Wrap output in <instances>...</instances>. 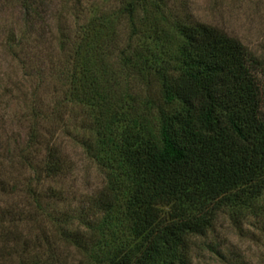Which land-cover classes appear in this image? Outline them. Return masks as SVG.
Masks as SVG:
<instances>
[{
    "label": "trees",
    "instance_id": "trees-1",
    "mask_svg": "<svg viewBox=\"0 0 264 264\" xmlns=\"http://www.w3.org/2000/svg\"><path fill=\"white\" fill-rule=\"evenodd\" d=\"M72 1L81 8L82 0ZM134 3L129 0L123 10L131 23ZM109 21L100 14L88 20L69 48V39L61 38L67 39L61 48L71 62L64 99L69 114L81 111L79 128L92 140H83V147L106 180L78 218L94 234L91 263L195 264V239L206 238L221 214H264V96L258 63L239 39L209 24L172 20L168 32L176 41L170 53L159 24L137 35L135 43L132 23L117 56L147 91L141 99L118 92L116 80L100 72V62L114 50L105 53L111 44L102 45L104 36L114 39L110 28L104 30ZM154 86L159 103L149 93ZM60 105L52 128L40 131L37 122L30 127L28 148L19 156L39 174L36 182L40 175L55 179L69 168L53 135ZM30 106L26 117L46 119ZM40 148L42 165L34 163ZM47 192V198L63 199L55 188ZM27 193L40 209L39 191L28 188ZM49 212L50 222H59ZM63 236L76 244L80 238ZM206 248L218 254L212 243Z\"/></svg>",
    "mask_w": 264,
    "mask_h": 264
},
{
    "label": "rangeland",
    "instance_id": "rangeland-1",
    "mask_svg": "<svg viewBox=\"0 0 264 264\" xmlns=\"http://www.w3.org/2000/svg\"><path fill=\"white\" fill-rule=\"evenodd\" d=\"M128 1L82 0L81 8H76L72 0H0V264H93L89 256L93 233L78 218L106 180L83 147V140H91V135L79 128L81 111L69 114L70 105L64 99L71 62L61 42L69 39V48L76 31L94 16L110 20L104 30L110 28L114 39L107 40L106 35L102 45L111 44L105 53L114 50L100 62V72L116 80L118 92L137 94L141 99L147 93L117 56L131 35L132 23L137 34L131 41L135 43L137 35H146L152 24H159L172 53L176 38L168 31L172 20L180 19L215 26L239 39L258 63L256 74L264 96V0H134L132 23L123 12ZM149 93L161 101L156 86ZM60 101L61 120L53 135L69 168L55 179L40 175L36 182L39 174L21 164L19 156L28 148V132L35 122L40 131L52 128ZM30 103L41 110L45 120L26 117ZM44 152L38 149L35 164L42 165ZM28 188L42 196L40 209ZM48 188L62 192L63 199L45 197ZM46 210L59 222L51 223ZM242 215L221 214L206 238L195 239V264H264V214ZM65 232L80 237L77 244L65 239ZM208 243L216 246L218 254L206 248Z\"/></svg>",
    "mask_w": 264,
    "mask_h": 264
}]
</instances>
